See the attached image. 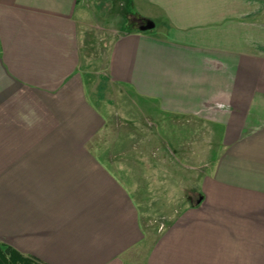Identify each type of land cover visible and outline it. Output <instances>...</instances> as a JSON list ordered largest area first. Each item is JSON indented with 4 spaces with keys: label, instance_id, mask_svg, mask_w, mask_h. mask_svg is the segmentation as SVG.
<instances>
[{
    "label": "crops",
    "instance_id": "crops-1",
    "mask_svg": "<svg viewBox=\"0 0 264 264\" xmlns=\"http://www.w3.org/2000/svg\"><path fill=\"white\" fill-rule=\"evenodd\" d=\"M97 24L118 33L108 81L194 119L196 142L219 132L193 195L96 148ZM0 244L40 264H264V0H0Z\"/></svg>",
    "mask_w": 264,
    "mask_h": 264
},
{
    "label": "rangeland",
    "instance_id": "rangeland-1",
    "mask_svg": "<svg viewBox=\"0 0 264 264\" xmlns=\"http://www.w3.org/2000/svg\"><path fill=\"white\" fill-rule=\"evenodd\" d=\"M110 28L97 24L88 39L91 45H86L84 53L85 63L89 65L95 63L89 69V73H91L89 79L93 80L95 90L98 91L92 99L99 106L101 105L99 108L103 110L107 121V131L104 134L106 139H103L105 144H97L96 148L102 146L98 149L99 151L108 150L118 155L128 153L129 159L127 160L113 159V166L133 169L135 172L142 165L139 164L140 161L137 162L132 158L130 153L138 152L148 155L154 169L156 165L163 169H159V174L157 170L156 174L152 172L153 178L149 179L151 186L173 180L180 187H178V191L176 188L175 192L178 199L182 198L183 192H185V196H191L193 193L190 192V189L186 187L181 189V187L183 184L190 186L195 184L197 177L202 174L201 171L204 172L213 164L221 146L217 143L219 132L212 128L213 141L211 138L205 137L207 144L196 142L205 129L193 128L195 121L188 124L192 128L190 126L186 128L187 125L183 123V121L194 119L185 118L182 121L173 118L171 115L157 110L154 102L135 96L126 86L108 81L109 79L103 76L106 70L107 49L111 41L118 35ZM158 28L157 25L153 32L156 33ZM170 120L174 122L172 123ZM209 131L210 129H208ZM101 137L102 135L98 137L99 143L103 141ZM190 139L191 142H189ZM203 151H206L207 157H205V152L202 153ZM185 154H189L191 158L185 159ZM144 181L148 183L146 179ZM161 193L159 192L160 195H162ZM159 194L158 197H160ZM153 196L156 198L157 194L154 193ZM160 198L164 199L162 196ZM159 211L163 214L165 210L161 206Z\"/></svg>",
    "mask_w": 264,
    "mask_h": 264
},
{
    "label": "trees",
    "instance_id": "trees-1",
    "mask_svg": "<svg viewBox=\"0 0 264 264\" xmlns=\"http://www.w3.org/2000/svg\"><path fill=\"white\" fill-rule=\"evenodd\" d=\"M140 21H145L140 17H131L126 21V24H133L135 19ZM0 264H40L37 261L29 259L27 257L19 255L13 249L8 246H4L0 244Z\"/></svg>",
    "mask_w": 264,
    "mask_h": 264
},
{
    "label": "water",
    "instance_id": "water-1",
    "mask_svg": "<svg viewBox=\"0 0 264 264\" xmlns=\"http://www.w3.org/2000/svg\"><path fill=\"white\" fill-rule=\"evenodd\" d=\"M154 28V24L152 22H146L145 24H143L142 26L139 27L140 31H149L152 30Z\"/></svg>",
    "mask_w": 264,
    "mask_h": 264
}]
</instances>
